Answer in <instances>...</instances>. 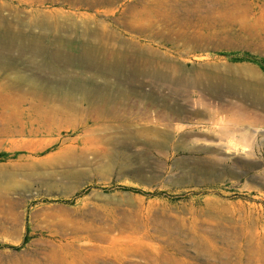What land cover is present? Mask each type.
I'll list each match as a JSON object with an SVG mask.
<instances>
[{"label":"rangeland","instance_id":"374dc122","mask_svg":"<svg viewBox=\"0 0 264 264\" xmlns=\"http://www.w3.org/2000/svg\"><path fill=\"white\" fill-rule=\"evenodd\" d=\"M4 23L74 61L0 64V264H264V68L233 59L264 60V0H0Z\"/></svg>","mask_w":264,"mask_h":264},{"label":"bare ground","instance_id":"6f19581e","mask_svg":"<svg viewBox=\"0 0 264 264\" xmlns=\"http://www.w3.org/2000/svg\"><path fill=\"white\" fill-rule=\"evenodd\" d=\"M3 28H4L3 34L1 33L2 36L0 37V64L2 62H5L8 59H14V60L18 59L20 61H24L26 65H32L34 67H37V69H38V67H40L39 65L42 62V60L36 59V56L41 55L42 58L48 57V59L46 60V62H44L45 63L44 67L39 68V70L47 69L46 71L48 73H50V75H53V74H55V72L59 71L64 65H66V64L69 65V63H73V61H74V59H72L70 56H68L67 54H65L64 52L61 51V48L59 45L60 43L59 44L57 43L59 40H57L56 38H54L53 40H50L53 43L52 42L42 43L43 39H40V38H38V36H35V35L28 36L23 31L18 30L15 27L13 28L11 26V24L4 23ZM91 36L86 38V40H83V42H82L83 53L81 54V56L78 60L79 61L78 63L92 67L99 72H104L105 70H107V68L109 69V67H107L108 65L105 66V64L102 63V62H104V59H103L104 58L103 57V54H104L103 51L104 50H102L100 42L91 40V38L92 39L94 38ZM94 39H96V38H94ZM12 51H15V54H12L11 53ZM41 57H38V58H41ZM42 64H43V62H42ZM90 72H93V71H90ZM63 73L67 74L66 72H63ZM106 74H107V72H106ZM14 77H15L14 79L22 80L26 84L31 85V87L37 86L42 82L36 77H27L26 78L23 74H20L18 72L17 73L15 72ZM86 78H88V77H86ZM42 83L43 84L39 85L38 89L35 91V95H37V97H39V98L53 97V94H51V92L47 93L49 90V86L45 85V82H42ZM58 87H59V89L57 87L50 89L52 91L54 90L53 93H55V95L53 98H56V99L64 98L65 100L73 98V93H74L73 91L82 90L85 92V90H86V88L83 87V84L81 82H78V84H77V82H75V81H71L70 85L65 86L67 88H63L60 86H58ZM28 89H30V88H28ZM9 90H11V89L9 88ZM24 91H25V89H24ZM12 92L13 91H11V93ZM103 103H104V101H103ZM61 105H63V104H61ZM57 109H58V107H57ZM102 109H103V107H102ZM59 110H60V108H59ZM53 252L55 253V255L52 254ZM14 261H15V264H85L86 259H82V258L76 259L75 257L66 258L63 256V254L60 255V254L56 253L55 251H52V252L46 254L45 257L39 261L38 260H27V259L14 260Z\"/></svg>","mask_w":264,"mask_h":264},{"label":"trees","instance_id":"16d2710c","mask_svg":"<svg viewBox=\"0 0 264 264\" xmlns=\"http://www.w3.org/2000/svg\"><path fill=\"white\" fill-rule=\"evenodd\" d=\"M233 59H236V60H239V59H246V60H251V61H256L262 68H264V60L262 58H257L255 56H251V55H248V54H242V55H233ZM88 187H101V188H104V186H101L99 184H96V183H89L87 184ZM119 187L123 188V189H126V190H132V191H138L136 188L132 187V186H128V185H120ZM58 200L60 201H68L69 199L68 198H59ZM22 245L19 244V245H16V244H2V246H5V247H10V248H17V247H20Z\"/></svg>","mask_w":264,"mask_h":264}]
</instances>
